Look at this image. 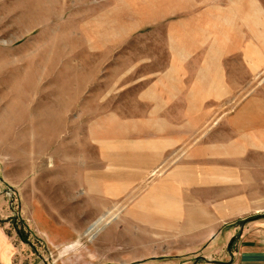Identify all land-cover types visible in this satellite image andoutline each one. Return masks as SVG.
I'll return each mask as SVG.
<instances>
[{
	"label": "rangeland",
	"instance_id": "obj_1",
	"mask_svg": "<svg viewBox=\"0 0 264 264\" xmlns=\"http://www.w3.org/2000/svg\"><path fill=\"white\" fill-rule=\"evenodd\" d=\"M205 1L0 0V238L16 254L13 264H77L81 248L89 254L85 263L98 264L103 240L135 242L137 257H156L166 241L180 238V228L145 226L130 217V205L147 199L155 211L161 205L156 201L166 198H99L91 195L97 180H90L86 196L80 177L82 169L95 172L98 167L91 134L98 117L117 113L132 119L146 113L138 92L168 67L172 50L193 45L198 34L187 33L199 27L186 13ZM222 64L230 94L206 102L210 113L202 125L170 150L146 180L137 181V193L177 187L178 182L159 178L178 167L202 173L206 160L194 157L200 144L244 140L230 117L248 94L264 92V70L253 73L239 52L225 56ZM185 80L187 89L190 78ZM175 118L181 119L179 114ZM232 167L233 198L241 206L244 152L233 158ZM199 188L194 185L195 194L212 201L213 188ZM195 194L181 197L180 205L200 204ZM99 218L103 221L95 234L89 227ZM241 221L244 214L235 222Z\"/></svg>",
	"mask_w": 264,
	"mask_h": 264
},
{
	"label": "crops",
	"instance_id": "obj_2",
	"mask_svg": "<svg viewBox=\"0 0 264 264\" xmlns=\"http://www.w3.org/2000/svg\"><path fill=\"white\" fill-rule=\"evenodd\" d=\"M186 16L199 22H194L199 30L187 33L198 34L193 45L172 50L168 67L138 92L139 101L147 106L144 115L124 119L117 113H109L98 117L92 127L96 129L91 130L99 152L94 160L98 167L95 172L82 169L80 177L86 196L90 195V180H97L91 188L97 192L91 195L99 198L151 195L166 198L156 201L161 205L155 211L147 199L130 205V217L145 226L180 228V238L166 241L156 257L147 253L137 257L135 242L103 240L98 246V264H264V92L248 94L238 113L230 117L232 127L244 132V140L236 145L229 139L222 143L205 142L194 150V157L206 160L202 173L178 167L177 172L159 178L176 181L177 187L162 186L139 193L134 188L137 181L148 178L186 135L190 136L202 125L210 113L204 109L207 101H220L230 94L227 69L222 64L225 56L239 52L253 73L264 70L261 0H208ZM186 76L190 78L187 89ZM178 114L180 120L175 118ZM243 152L244 205L240 206L233 198L232 165L233 158ZM81 164L88 166L87 159H82ZM194 185L213 188L214 192L209 188L212 201L208 199L206 203L195 194ZM192 194L200 198V204L180 205L181 197ZM174 202L177 210L172 211ZM243 214L244 221L235 222ZM251 215L256 217L250 218ZM101 221L99 218L89 230L99 232L101 228L97 225ZM73 243L75 240L67 244ZM15 255L4 238H0V264H13ZM65 255L73 253L65 251ZM75 256L77 264H88L85 262L90 259L83 248Z\"/></svg>",
	"mask_w": 264,
	"mask_h": 264
}]
</instances>
